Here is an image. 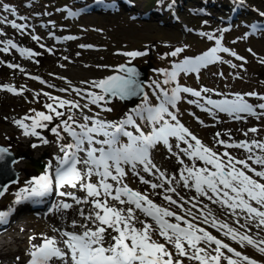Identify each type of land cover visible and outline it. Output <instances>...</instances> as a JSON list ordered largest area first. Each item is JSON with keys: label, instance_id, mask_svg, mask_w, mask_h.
Wrapping results in <instances>:
<instances>
[{"label": "rangeland", "instance_id": "rangeland-1", "mask_svg": "<svg viewBox=\"0 0 264 264\" xmlns=\"http://www.w3.org/2000/svg\"><path fill=\"white\" fill-rule=\"evenodd\" d=\"M47 1L31 2V0H29L26 4V0H0V17H5L7 21L15 20L18 24L24 25V22H27L30 25L21 30L11 27V24L7 22L0 24V32L3 33V35H0V49H7V51L0 50V144L6 146L14 153L21 151L27 152V154L34 159L41 160L44 164V168L47 166L48 160L55 152L56 147H53L49 152L34 148L30 150L22 144L26 136L24 137L21 132L23 129L14 123L15 120L23 119L26 116L34 117L35 112L38 111L45 112L47 115H52L54 117L53 121L43 122L48 125L47 128L37 129L41 136L51 141L52 144L58 141L56 135L50 131L52 127L58 126V131H60L61 135L67 140V136L63 132L62 121L67 119L68 115L74 114L75 120H82L85 115L94 110L97 114L106 116L107 121L116 123L118 118L123 116L124 112L127 111V104L121 103L117 97H113L108 103L101 101L100 106L85 101L81 97L82 95L89 98L87 95L89 92L99 93V90L92 86V81H99L105 74L111 72L112 65L128 61L136 62L137 65H140L145 64L148 59L150 61L148 77L154 78L155 74L159 73L158 67L160 65L167 66L168 62L172 59L168 57V54L169 51H172L173 44L176 43L184 46L181 55L195 54L207 45L202 37L198 38L200 39L198 40L194 35L181 31L179 25L174 29L171 26L158 27L157 23L151 24L144 22L140 24L138 22H133L130 18L132 16H127L126 14L107 15L103 13L96 14V16L82 17L77 22H69L64 20L63 17L59 15L60 13L58 10H56V5L58 3H53V0ZM159 1L161 0H158V2ZM200 1H205L204 4L209 5L214 2V0H185L180 10L182 16L181 21L193 24L192 20L194 18L189 16L191 15L190 12L193 10H188L186 7H197L200 5ZM218 1L219 0H215V3H213L215 6V8H213L215 10H221V7H218ZM137 2L140 6L141 4H145L146 1L138 0ZM165 2L166 1H164L163 4H165ZM248 2L251 8L254 7L257 11L264 12V0H248ZM4 4H8L11 8L16 9V13L22 12V14L25 15L24 19L16 20L10 12L3 11L2 6ZM205 8L212 12L209 16L218 14L217 11L214 12V10L211 9V6ZM254 15L256 16V12ZM208 21L212 22V20ZM48 31H54V37L63 38V34L67 31L77 32L78 36L73 41H64L60 44H56L53 42L54 39L47 35ZM33 36H38L40 39L33 40ZM231 37L238 39V42H233L234 44H232V46L238 51L239 56L244 59H233L229 56L231 55L230 51L224 54L221 61H218L210 68L200 71L197 76H194L196 74L194 72L192 79L188 80V82L199 90L207 89L208 91H202L201 97L184 95V104L180 102L179 112L183 111L185 120L194 131L200 135L205 145L216 149L215 151L221 152L222 154L227 151L236 159H245L248 153L244 149L235 147L227 148L225 145L218 143V141L224 140L225 144H235L241 141L251 142L253 140L264 143V116L252 117L250 115H245L246 118L243 120L238 122L233 121L229 116L221 115V112L212 110L206 103V98L212 96L215 98H235L237 94H240L247 100L255 103H263L262 101L264 100H260L258 97L264 96V63H262V61H264V35L256 39H251L248 43L243 39V31H237L235 35ZM8 40L18 44L20 47L19 49L31 50L34 55L30 57L22 55L19 50L7 44ZM162 42L170 44L165 47ZM87 43H94L98 48L84 47V44ZM41 45L44 47H41ZM140 47L150 50L151 57L149 58L148 55H145L136 59L114 52L115 49L131 50ZM49 49L52 51L50 52ZM162 54L167 56L163 58ZM65 57L68 59H65ZM161 58L162 60H160ZM9 65H16L18 67H9ZM233 65L236 67H233ZM21 69H23V71H21ZM33 77H39L40 79H33ZM162 79L164 80L165 76L161 78V81ZM40 80H43L44 83H41ZM4 85L16 88L21 94L17 95L7 91L3 87ZM60 89H66L67 91H59ZM74 89H80L81 91L77 93ZM43 93H49L51 96L59 97L60 99L78 102L81 107L79 109H72L70 105H66L64 108L57 107V111H62L65 115L63 117H55L54 113L49 112V110L45 108V104L52 103L53 107H56V103L43 95ZM248 93H256L257 95L250 96L247 95ZM189 101H196V103L188 105L187 103ZM86 104L87 107H84ZM199 104H203L204 107L209 108L210 111H203L202 108L198 106ZM182 106L183 110H181ZM104 107H110L112 111H103L102 109ZM24 122L30 125L32 121L29 119ZM69 123H71V121ZM252 128H256L258 131L251 132L250 129ZM217 133H220V135L217 136ZM169 143L172 145V151H169L167 145L161 144L154 152V164L157 169L164 173V178L157 174L155 169V174H149L142 171L141 168L135 170L139 175L134 174L133 170H130L127 177L122 180V184H127L131 189L147 194L159 203L182 213L184 216H189L187 215V211H191L193 213V215L190 216L191 219L207 227L211 235L219 236L228 242L229 245L244 248L248 250V252L250 251L252 254L259 255L260 258L264 259V253H260L257 248L248 245L246 242L244 246H241L236 240H232L230 235L225 236L224 232L227 230L220 229L219 225L220 223H227L239 233L249 235L252 238H255V235L259 233L257 230L251 227V231L249 228L242 229L240 223H237L240 217L229 214L231 212L230 208L222 206L219 203H212L206 196H199L195 191L193 179L189 178V187L184 186L181 174L185 167L190 165L189 167L208 168L209 165L205 164L203 161H201L199 165L194 164L192 162L194 159H189L176 148L177 143L180 144L181 148L187 147V145L178 141L176 138H171ZM253 152L256 155H264V153L255 147H253ZM223 159L227 161V157H223ZM179 160H183L184 163L181 164ZM19 161H22V166L20 168L15 167V169L18 170L17 180L8 185L4 194L0 195V209L8 205L15 194L21 193L22 190L28 187L30 182H32V180H29V177H26L28 175H25L27 173L31 174V171H34L32 165H26L29 159L23 158ZM248 163L251 167L261 170V166L253 164L252 161H248ZM13 165L15 166V164ZM237 167L241 168L242 166L237 165ZM209 169L210 171H214L212 167H209ZM248 174L251 175L249 172ZM156 175L160 177V180ZM184 176L187 177L188 173L186 172ZM252 176L258 179L254 175ZM140 177L148 180L149 183H142ZM173 177H175V179H173ZM167 181H171V183ZM91 182L95 183L93 180H91ZM152 183L158 185L163 184V187L152 189ZM118 186L120 185L115 187ZM170 188H175L176 191H168ZM63 192L72 193L80 198L86 196V192L81 190L79 183L75 188L71 185H64ZM165 195L171 196L177 203L172 204L165 200ZM209 195H211L210 192ZM181 197H183V199H181ZM109 201L112 202L110 198ZM62 203L72 204V208L76 211L84 209L85 214H87L92 207L91 204L82 203L77 205L71 196H61L57 200L54 211H52L48 217H43L40 214L27 215V219L25 217L24 221L29 230V234H37L39 235V239L50 237V234L58 235L57 231H55L57 225L53 222V219L61 224L62 230H84L79 226L72 227V221L75 220L77 225H83L89 222L80 215L74 218L73 215L75 214L72 213V208L68 211H64V209L57 210V206ZM115 205L123 208L132 207L135 215L141 220L153 223L151 219L147 218L140 210L135 209L131 205H119L118 202H116ZM180 205H183V207H180ZM193 205H195V207H193ZM205 205H207V207H205ZM209 210L211 214H209ZM205 217H207V221ZM213 217H215L217 222L215 227L212 224ZM20 224L21 222L19 220L17 225ZM62 224H64V226H62ZM89 226L94 227V225L91 224H89ZM136 227L140 228L142 225L136 224ZM15 229L16 227L9 228L4 234H12L15 232ZM259 234V238L264 240V234ZM112 235H116V233L109 229V243L111 242L110 237ZM153 239L165 243L164 239L157 233H153ZM199 246L204 247L207 252L215 255L213 251L216 247L215 244L201 242ZM166 247L175 254L173 245L166 244ZM32 249L33 245L31 247H25V258H27ZM221 251H223L225 255L234 258V255L228 253L226 249H221ZM188 252L191 254L192 250L188 249ZM174 258L182 260L183 264H199L198 261L190 260L187 257L174 256ZM23 262L22 260L19 264H23ZM221 264H227V261L221 260Z\"/></svg>", "mask_w": 264, "mask_h": 264}, {"label": "snow or ice", "instance_id": "snow-or-ice-1", "mask_svg": "<svg viewBox=\"0 0 264 264\" xmlns=\"http://www.w3.org/2000/svg\"><path fill=\"white\" fill-rule=\"evenodd\" d=\"M2 8L3 11L10 12L13 16L16 15V9L10 8L8 4H4ZM261 15L264 16V13H261ZM19 19L23 20L24 18L19 17ZM6 22L16 29L22 30L25 27V25L16 23L15 20L7 21L5 17H0V24ZM0 35H3V33L0 32ZM32 39L39 40L40 38L33 36ZM68 39H72V37H68ZM208 39H213V36L208 34ZM7 44L12 48H17V45L11 40H8ZM41 47L44 46L41 45ZM0 50L7 51L6 48ZM18 50L22 55L29 57L34 55L29 49L22 48ZM49 51L51 52L52 50L49 49ZM182 51V48H176L171 55L176 56ZM219 52L229 53L230 49L223 47L221 41L217 39L216 47L211 48L202 55L195 58H186L182 62L174 64L171 71L159 70L165 76L163 84L166 85L176 81L180 73H198L201 68L221 61V57L217 55ZM122 54L136 58L147 53L131 51ZM230 54L236 56L235 52ZM236 58L244 59L240 56H236ZM65 59L68 58L65 57ZM9 67L18 66L9 65ZM233 67L236 66L233 65ZM117 71L122 72L123 75H111L99 81L91 82L93 87L100 89V93L89 92L87 94L90 98L89 102L100 106L101 101L108 103L106 96L109 95L118 97L121 100L143 96L142 104L133 109L134 115L127 114L126 118L118 123L85 115L83 118L86 123L78 124L74 114L68 115L67 119L62 121L63 132L67 133L74 140V143L61 146V152L64 153V156L59 158L61 167L57 170L56 184L58 187L71 185L75 188L79 183L81 190L86 192L84 198L65 192H60L59 195L71 196L77 205L82 203L91 204L92 207L87 214H85L84 209L79 211V215L89 223L77 225L75 220L72 221V227L79 226L84 229L82 233L61 231V236L65 237L62 241L64 248L58 246V241L55 237H45L39 246L33 245V249L29 253V264H56L57 261H60V264H183L182 260L174 258V256L187 257L190 260L198 261L199 264H221V260L227 261V264H241V261H246L247 264H257L255 260L242 255L241 252L236 251L227 243H223L206 230L185 220L184 217L167 208L156 205L147 194L133 191L127 184H122V179L126 175L125 168L122 165H130L134 174L139 175L135 170L137 164H140L143 165V171L151 174L156 165L150 158V149L162 142L168 146L169 151H172L169 138L174 137L187 145L186 148H181L180 144L177 143L176 148L180 152L189 159H198L207 165H211L214 169V171H210L204 167H185L184 171L188 173V176L185 177L183 173L181 174L184 186L189 187V178L193 179L195 191L199 196H206L212 203H219L232 209L233 213L239 208L241 211L246 212L250 218H259V227L264 226V211L254 207L251 202L254 201L257 205L264 208V182H262L264 181V155H256L253 152V147L264 153V143L253 140L251 142L241 141L235 144H225L224 140H219L218 143L225 145L227 148H241L248 153L245 159H236L227 151L221 156L206 147L180 122L177 113L169 109V106L172 108L176 107L177 101L181 99V93H190L194 97H201V92H207V89L195 91L188 87H181L177 83L171 89V94H169V91L161 88L159 83L153 81L148 87L155 85V88L159 89L160 94L157 95L159 103L152 105L148 94L143 91V83L139 80V73L134 67L121 65ZM33 79L40 78L33 77ZM40 82L44 83L43 80H40ZM3 87L14 94H21L12 86L4 85ZM59 91L67 90L60 89ZM74 91L79 93L81 90L74 89ZM43 95L56 103V107H53L52 103L45 104V108L49 112L54 113L55 117H63L65 115L64 112L57 111V107L64 108L66 105H70L72 109L81 107L78 102L60 99L59 97L51 96L49 93H43ZM247 95L256 96L257 94L248 93ZM258 98L264 100V96H259ZM189 103H196V101H189ZM206 103L211 105L213 109L226 112L229 115L248 113L249 115L257 116L256 108L264 110V103H259L254 107L240 94H237L235 99L231 100L216 101L207 99ZM198 106L203 111H210L203 104ZM84 107H87V104ZM102 110L112 111L110 107H104ZM260 115H264V112H261ZM134 116L149 123L151 131L145 133ZM29 119L32 121L30 125L24 122ZM53 119L52 115L38 111L35 112L34 117L26 116L23 119L15 120L14 123L23 129L24 136L38 137L43 144H48L50 141L43 138L37 129L47 128L48 125L43 122H51ZM70 121L71 123H69ZM89 121L91 126L87 123ZM73 124L79 127V132L75 130ZM127 126H131L137 134H134L133 131H128ZM50 131L56 135L58 140L64 139L60 131H58V126L52 127ZM250 131L257 132L258 130L252 128ZM216 135L219 136L220 133ZM97 137H103V139H98ZM122 137L127 138L126 143L121 142ZM188 138L195 143H190ZM86 143L89 145L87 148L83 147ZM96 145H99V147ZM38 146L37 144L32 145L33 148ZM68 150L72 151L69 152ZM78 152H83L85 154L84 157H79L77 155ZM5 156H11L9 149L0 147V160H3ZM222 157H227V161ZM20 159L23 158L14 159L12 163H19ZM248 161L261 166V170L251 167ZM179 162L181 164L184 163L183 160H179ZM79 164L84 165L83 170L77 167ZM237 165L242 167L238 168ZM248 172L254 173V176L260 179L253 178ZM93 175L99 177L97 183L91 182ZM160 176L163 177L164 173H160ZM140 179L144 184L149 183L143 177H140ZM109 180L117 185L122 184V186L114 189L113 183H110ZM167 182L171 183V181ZM34 184V187L22 190L28 193V196L18 195L16 203H20L25 198L46 195L51 189L52 180L49 176L44 175L36 179ZM158 187H163V184H151L152 189ZM6 190V187H0V195H3ZM168 191L175 192L176 189L170 188ZM209 192L211 195H209ZM122 197H126V199ZM109 198L118 202L119 205H134L135 209L140 210L146 217H150L154 223L141 220L135 215L132 207L123 208L110 204ZM164 199L172 204L177 203L169 195H165ZM72 207V204L62 203L57 206V210L70 209ZM180 207H183V205H180ZM209 214H211L210 210ZM187 215L192 216L193 213L187 211ZM8 216V212L0 211V223H7ZM166 217H175L177 223H170L168 219H165ZM193 218L195 219L194 216ZM205 220L207 221V217H205ZM181 221L187 226L181 227L179 223ZM89 224L94 225V227H90ZM136 224H140L142 227L138 228ZM212 224L214 227L217 224L215 217L212 219ZM219 228L226 229L227 231L224 232V235H230L231 239L236 240L241 246H244L246 242L248 245L256 247L260 253H264V247L259 246L264 244V240L258 242L249 235L239 233L227 223H220ZM109 229L116 233V235L110 237V243L108 242ZM153 233H157L162 237L165 243L153 239ZM201 242L215 244L216 247L213 249L215 255L207 252L204 247L199 246ZM166 244L174 246L175 254L166 247ZM188 249L192 250L191 254H189ZM221 249H226L228 253H232L239 259H233L232 256L225 255Z\"/></svg>", "mask_w": 264, "mask_h": 264}, {"label": "bare ground", "instance_id": "bare-ground-1", "mask_svg": "<svg viewBox=\"0 0 264 264\" xmlns=\"http://www.w3.org/2000/svg\"><path fill=\"white\" fill-rule=\"evenodd\" d=\"M23 134V130L21 131ZM25 137V136H24ZM49 141V140H48ZM66 142V139L58 140L55 144H52L51 141L48 144H43L41 140L38 137H32L27 136L23 141L22 144L29 148L30 150H33L32 145L37 144L38 147H35L34 149H42L44 152H49L53 147L56 151V159L60 160L59 158H62L64 156V153L61 152V143ZM54 145V146H53ZM194 164H198L201 162L198 159L192 160ZM22 166V161H19V163H15L16 168H20ZM188 165L187 167H189ZM183 175L186 174V171L182 170ZM77 194V193H75ZM69 198V197H68ZM116 204L115 201H112ZM111 201H109L110 204H113ZM228 208V207H227ZM70 209H64V211H68ZM231 212L229 214L234 216H239L241 223L243 225L256 228L258 232L264 233V226L258 227V219L257 218H250L246 212L241 211L239 208L235 210L233 213V210L230 209ZM72 213L75 215L74 218L79 216V211L72 208ZM18 217L21 224L16 226L15 232L12 234H0V264H19L22 260L26 261L27 258L24 256V249L25 247H31L36 242L39 241V235L37 234H29V230L25 224V216L23 217L22 214H18ZM53 222L56 223L57 227L55 228V231L59 233V236L50 234V237H55L58 241V246L61 248H64V245L62 243L64 237L60 234L61 224L58 223L56 220L53 219ZM60 226V227H58ZM64 226V224H62ZM25 246V247H23ZM56 264H60V261H57Z\"/></svg>", "mask_w": 264, "mask_h": 264}, {"label": "water", "instance_id": "water-1", "mask_svg": "<svg viewBox=\"0 0 264 264\" xmlns=\"http://www.w3.org/2000/svg\"><path fill=\"white\" fill-rule=\"evenodd\" d=\"M132 67H134L137 70V72L139 73V80L141 82H143L145 79V68L146 67H141V68H137L135 66H132ZM116 74H118V73H114L111 75H116ZM111 75H109V76H111ZM107 77H105V78H107ZM111 97H112L111 95L106 96V100H110ZM136 98H138V97H133V98L123 100V101L124 102L127 101L130 103V105H133ZM0 147L6 148V147L1 146V145H0ZM10 153H11V156H5L3 160H0V187H5L8 183H10L16 179L17 171H15L12 168V160L17 159L18 155L13 154L11 151H10ZM22 156L25 157L26 155H22ZM39 166H41V165H39Z\"/></svg>", "mask_w": 264, "mask_h": 264}]
</instances>
